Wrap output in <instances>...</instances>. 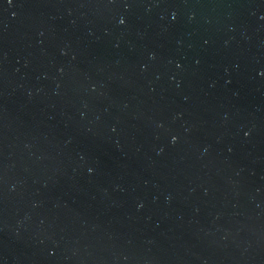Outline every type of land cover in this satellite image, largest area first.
I'll return each mask as SVG.
<instances>
[{"label": "water", "instance_id": "obj_1", "mask_svg": "<svg viewBox=\"0 0 264 264\" xmlns=\"http://www.w3.org/2000/svg\"><path fill=\"white\" fill-rule=\"evenodd\" d=\"M0 264H264V0H0Z\"/></svg>", "mask_w": 264, "mask_h": 264}]
</instances>
